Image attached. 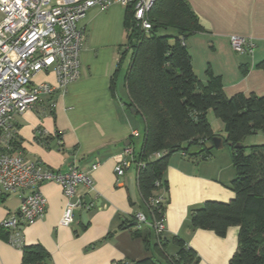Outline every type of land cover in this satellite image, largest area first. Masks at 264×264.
Segmentation results:
<instances>
[{
    "label": "crops",
    "instance_id": "crops-1",
    "mask_svg": "<svg viewBox=\"0 0 264 264\" xmlns=\"http://www.w3.org/2000/svg\"><path fill=\"white\" fill-rule=\"evenodd\" d=\"M186 1L203 27L186 40L191 62L194 53L204 49L198 66L193 62L195 74L206 81L207 70L212 69L222 77L228 97L240 92L264 95V69L259 65L264 58V0ZM125 14L126 8L120 4L89 8L80 20L86 34L79 53L80 77L64 91L43 95L34 108L16 117V149L23 151L28 161L61 172L72 167L90 170L92 164L97 165L90 172L92 187L80 184L77 188L76 198L84 203L76 208L71 226L60 225L66 197L56 182L40 186L47 201L44 216L20 225L24 245H42L49 253L48 264H113L158 257L154 249L158 237L137 188L136 165L131 164L119 181L115 172L119 154L127 145L139 157L145 128L143 117L132 112L127 102L124 76L128 58L117 67L126 39ZM232 34L252 38L254 52L233 53ZM34 80L56 84L53 71L39 72ZM209 112L214 135L222 137V145L227 144L224 125L216 130ZM40 129L44 132L41 138L37 136ZM217 150L210 158L197 161L172 154L164 173L166 188L159 191L164 199L166 226L161 236L167 240L173 235L182 237L195 249L196 264H229L238 244L237 226L220 237L211 230L194 229L190 223L191 209L206 200L233 198L228 166L218 160L222 151ZM23 195L16 192L0 196V223L18 211ZM85 201L92 207L86 213L87 224L82 215ZM139 211L147 216L148 223L138 224ZM165 249L168 254L176 252L170 241ZM23 259L22 248L10 244L1 229L0 264H23Z\"/></svg>",
    "mask_w": 264,
    "mask_h": 264
},
{
    "label": "trees",
    "instance_id": "trees-1",
    "mask_svg": "<svg viewBox=\"0 0 264 264\" xmlns=\"http://www.w3.org/2000/svg\"><path fill=\"white\" fill-rule=\"evenodd\" d=\"M146 14L150 28L138 24L130 7L126 8V39L121 45L119 67L129 60L125 77L129 108L144 119V140L137 161L138 189L152 218H163L164 204L152 205L150 198L165 189V174L172 154L188 152L192 145H203L214 136L207 116L208 110L224 124L225 143L232 147L236 175L230 188L229 201L209 199L191 209V226L211 230L220 237L229 228H239L238 244L229 264H264V143L245 146L244 139L264 134V95L236 93L227 96L222 77L207 70L206 81L194 71L192 56L186 45L191 34L201 31L199 18L186 0H155ZM171 27V36L157 34ZM264 69V58L259 62ZM119 69V68H118ZM39 138L44 136L41 132ZM18 140L13 141L17 151ZM249 148V151H248ZM160 153V154H159ZM212 156L211 150L190 156L194 161ZM200 157V158H199ZM9 231L0 225V230ZM155 231V230H154ZM156 232V231H155ZM157 234V233H156ZM157 234L155 252L158 257L145 256L113 264H196L198 255L180 236L171 239ZM176 252L168 254V242ZM23 264H48L49 253L40 244L24 245Z\"/></svg>",
    "mask_w": 264,
    "mask_h": 264
},
{
    "label": "built area",
    "instance_id": "built-area-1",
    "mask_svg": "<svg viewBox=\"0 0 264 264\" xmlns=\"http://www.w3.org/2000/svg\"><path fill=\"white\" fill-rule=\"evenodd\" d=\"M155 0H0V196L24 193L18 211L1 221L9 231L8 242L23 248L24 240L20 225L29 224L44 216L46 198L40 190L45 182L61 185L66 204L60 225L71 226L75 210L83 205L76 198L80 184L92 187L91 170L77 167L67 172L54 170L36 161H28L21 150H14L17 137L16 117L34 108L43 95L51 96L64 91L81 74L80 54L86 34L80 20L93 6L107 8L112 4L130 7L138 24L150 28L148 12ZM231 48L239 53L252 54L255 43L252 38L230 35ZM53 71L56 84L36 82L39 72ZM43 132L38 130L37 134ZM44 133V132H43ZM138 134L137 130L133 131ZM127 145L119 154L115 166L117 181L125 170L137 161L135 153ZM183 157L188 152L180 151ZM160 154V153H159ZM161 195L150 198L152 205L163 204ZM138 224L148 223L143 212H138ZM151 226L159 235L166 230L163 218L153 219Z\"/></svg>",
    "mask_w": 264,
    "mask_h": 264
},
{
    "label": "rangeland",
    "instance_id": "rangeland-1",
    "mask_svg": "<svg viewBox=\"0 0 264 264\" xmlns=\"http://www.w3.org/2000/svg\"><path fill=\"white\" fill-rule=\"evenodd\" d=\"M175 33L174 29L171 28V27H166V28H161L159 29V31L157 32V34H160V35H168V36H171ZM209 48V46H208ZM233 49V48H232ZM197 50V49H196ZM204 50V49H202ZM202 50L200 51H196L194 53V61L193 62H196V66H198L197 64V61H200L201 57L200 55L202 54ZM233 53L237 54V55H246L247 53H239V52H236L234 49H233ZM198 52V53H197ZM196 54V55H195ZM250 54V53H249ZM228 77H230V75L228 74L227 75ZM209 117L210 119H212V122L213 121H216V122H213L214 123V128H216V130H220V127L223 128V123L221 122V119H219L214 111L212 110H209ZM260 143H264V134L261 133V132H258V133H255V134H252V135H249L247 136L245 139H244V144L245 146H249V145H252V144H260ZM217 148H213L211 149V152L213 155H215V153L217 152ZM219 151H222L218 156V160L221 162V163H224L225 165H227V174L228 176L230 177V183L231 181L233 180V178L235 177L236 175V172L234 171L235 168L233 166V162H232V147H230L229 143L227 144H224L222 146L219 147ZM248 151H249V148H248ZM174 154L176 155H180L181 157H183L181 155L180 152H175ZM223 155V156H222ZM226 155V156H225ZM225 156V158H224ZM185 158H188V157H185ZM200 158V157H199ZM224 158V159H222ZM191 159V158H190ZM229 183V184H230ZM231 185V184H230Z\"/></svg>",
    "mask_w": 264,
    "mask_h": 264
},
{
    "label": "water",
    "instance_id": "water-1",
    "mask_svg": "<svg viewBox=\"0 0 264 264\" xmlns=\"http://www.w3.org/2000/svg\"><path fill=\"white\" fill-rule=\"evenodd\" d=\"M131 111L135 113L134 108H131ZM222 144H223L222 137H220L218 135H214L210 140L206 141L205 144H203V145H192L190 148H188L189 149L188 154L190 156H197V155H200L205 150H211L213 148H219L220 146H222ZM229 144H232V143L229 142ZM174 151L176 152V150H174ZM85 202H86V204L83 206V214L82 215H83L84 224H87L88 215L86 213L88 210H91L92 207L87 206L91 202H89V201H85ZM134 224H137V222H135Z\"/></svg>",
    "mask_w": 264,
    "mask_h": 264
}]
</instances>
